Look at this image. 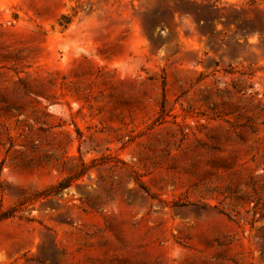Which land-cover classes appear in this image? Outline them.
I'll use <instances>...</instances> for the list:
<instances>
[{"label":"rangeland","instance_id":"rangeland-1","mask_svg":"<svg viewBox=\"0 0 264 264\" xmlns=\"http://www.w3.org/2000/svg\"><path fill=\"white\" fill-rule=\"evenodd\" d=\"M0 264H264V0H0Z\"/></svg>","mask_w":264,"mask_h":264}]
</instances>
